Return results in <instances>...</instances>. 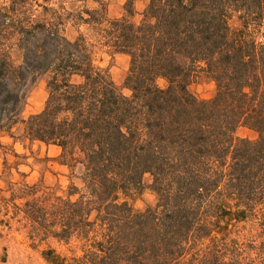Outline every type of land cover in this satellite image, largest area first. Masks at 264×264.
<instances>
[{"label": "trees", "instance_id": "trees-1", "mask_svg": "<svg viewBox=\"0 0 264 264\" xmlns=\"http://www.w3.org/2000/svg\"><path fill=\"white\" fill-rule=\"evenodd\" d=\"M64 10L0 0V128L12 129L29 85L47 75L44 108L13 137L59 146L62 163L83 165V187L60 195L10 181L0 231L18 223L78 241L83 253L58 264H264V0H149L139 22L133 0L117 18L103 3ZM76 19L130 56V95L95 43L65 34ZM202 73L215 82L209 99L189 89ZM243 126L257 139L237 136ZM145 173L158 201L138 211L130 198Z\"/></svg>", "mask_w": 264, "mask_h": 264}, {"label": "rangeland", "instance_id": "rangeland-1", "mask_svg": "<svg viewBox=\"0 0 264 264\" xmlns=\"http://www.w3.org/2000/svg\"><path fill=\"white\" fill-rule=\"evenodd\" d=\"M129 0H52L56 7L63 6L66 15H77L85 9L101 8L102 3L107 7L109 18L121 17L125 13V6ZM135 8L134 20L141 21L143 11L149 0H133ZM84 16L87 14L84 12ZM105 24V23H104ZM233 28H238L237 19L231 21ZM264 33V26L259 34ZM65 34L70 39H75L80 34L87 36L95 43L96 60L100 66L107 68L112 79L120 90L130 95L131 91L125 86V78L130 66V56L123 52L96 42L99 38L97 32L87 24H80L78 20L67 21ZM13 58L20 62V53L14 51ZM47 75H40L29 85L26 98L18 113V122L9 129L0 128V187L3 194L9 195L10 181L34 184L42 182L56 190L60 195H66L72 185L83 187V165L74 167L62 163L61 148L57 145H47L39 141L15 139L22 134V121L31 114L40 112L48 98ZM159 83L165 85V80ZM190 91L199 99H209L215 93V82L202 73L189 84ZM237 136L257 139L258 133L248 127H240ZM153 177L145 173L142 185L133 191L130 202L138 211L155 207L158 201L157 193L152 188ZM77 195L73 196L76 198ZM234 223V222H233ZM244 224L240 223L234 229L242 230ZM232 225L230 226V228ZM82 250L78 241L67 242L57 237L50 236L46 239L34 237L28 226L24 227L14 223L12 227L0 231V264H58L55 261L62 257L71 258L80 256ZM60 256V258H58Z\"/></svg>", "mask_w": 264, "mask_h": 264}]
</instances>
